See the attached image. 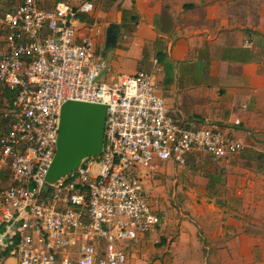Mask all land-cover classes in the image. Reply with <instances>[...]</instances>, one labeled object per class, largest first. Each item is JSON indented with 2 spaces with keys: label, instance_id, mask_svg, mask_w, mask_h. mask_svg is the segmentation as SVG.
<instances>
[{
  "label": "built area",
  "instance_id": "2783aa9c",
  "mask_svg": "<svg viewBox=\"0 0 264 264\" xmlns=\"http://www.w3.org/2000/svg\"><path fill=\"white\" fill-rule=\"evenodd\" d=\"M43 2L19 0L0 17V82L19 91L0 136V264H127L132 243L162 220L142 168L184 166L194 153L225 160L247 146L226 127L176 119L156 88L164 71L157 58L153 71L105 79L111 62L97 53V25L84 18L94 0ZM69 100L108 106L104 150L44 194Z\"/></svg>",
  "mask_w": 264,
  "mask_h": 264
},
{
  "label": "crops",
  "instance_id": "0c3cea01",
  "mask_svg": "<svg viewBox=\"0 0 264 264\" xmlns=\"http://www.w3.org/2000/svg\"><path fill=\"white\" fill-rule=\"evenodd\" d=\"M54 4L55 0L43 2L46 8ZM97 4L84 18L97 25V53L111 62L112 71L103 74L105 79L144 70L145 61L164 51L175 70L169 82L165 69L157 74L156 88L171 114L192 125L226 127L247 146L213 168L212 189L205 176L210 196L211 191H226L227 199L217 196L202 204L187 200L184 207L196 218L163 216L159 229L132 243L128 262L136 245L158 243L161 238L163 244L167 239L164 251L171 253L170 264H264V0H98ZM3 6L0 15L11 9ZM123 10L129 12L124 16ZM246 38L253 40L252 48L245 47ZM162 163L141 171L149 197L166 209L170 194L162 178L169 175Z\"/></svg>",
  "mask_w": 264,
  "mask_h": 264
},
{
  "label": "rangeland",
  "instance_id": "374dc122",
  "mask_svg": "<svg viewBox=\"0 0 264 264\" xmlns=\"http://www.w3.org/2000/svg\"><path fill=\"white\" fill-rule=\"evenodd\" d=\"M96 2V8L98 6L97 2L98 0H94ZM17 3V0H7L5 2H2L0 0V8L1 5H4L2 8H13ZM3 13L0 15L2 16ZM141 69H147L148 71L154 70V64L153 61L147 60L143 63L141 66ZM9 107L7 105L0 104V111L1 112H9ZM13 111V109H12ZM1 115V114H0ZM2 117H0L1 121ZM201 159H204L203 161L206 162L205 165H202L203 163H196V160H192L190 164L187 163L182 166L179 164H173L171 162H163L161 164V167L164 168V170L167 172L169 176H164L162 178L163 183H165L167 190L170 194L169 199V206L164 209V205L156 201L154 198L149 197V202L155 209H164L163 211H160L162 213V217L169 214L171 217L179 219V218H185L186 216H189L192 219L196 218V215L192 213V211H189L185 209L184 204L187 200H191L194 203L202 204L207 198H211L212 200L214 198L223 197L227 199L228 194L226 191H217L216 197L210 196V192L206 191L205 183L207 182V179H205V172H212L213 168H219L221 167L222 163L220 161L211 159L210 156H202ZM205 171V172H204ZM204 172V173H203ZM145 187L148 188L145 182ZM150 187V186H149ZM176 192V195L173 197V192ZM148 193H150L149 190H147ZM213 192V191H211ZM210 202V201H209ZM171 212V213H170ZM173 212V213H172ZM160 227H157L156 229H159ZM201 231V229L199 230ZM202 233V232H201ZM162 239H158V243H150L146 244L145 246L136 245V254L132 256L131 261L127 264H170L171 253L165 252L164 248L166 247L167 239L165 240V244L161 241Z\"/></svg>",
  "mask_w": 264,
  "mask_h": 264
},
{
  "label": "water",
  "instance_id": "95a60500",
  "mask_svg": "<svg viewBox=\"0 0 264 264\" xmlns=\"http://www.w3.org/2000/svg\"><path fill=\"white\" fill-rule=\"evenodd\" d=\"M107 116L108 106L103 103L69 100L63 104L57 152L46 177L44 194L49 183L73 172L84 158L102 154Z\"/></svg>",
  "mask_w": 264,
  "mask_h": 264
},
{
  "label": "trees",
  "instance_id": "16d2710c",
  "mask_svg": "<svg viewBox=\"0 0 264 264\" xmlns=\"http://www.w3.org/2000/svg\"><path fill=\"white\" fill-rule=\"evenodd\" d=\"M59 1H67V0H55V4ZM194 4H186V7L190 8L193 7ZM14 8V7H13ZM10 9L9 11L13 10ZM128 10H123L124 16L128 13ZM134 18H136V16H134ZM145 56H147V51L145 52ZM156 58L158 59L159 63L164 66L165 69V75H166V81L169 82L171 80V78H173V74H174V70H175V64L173 63V61L169 58L168 54L164 51H159L156 54ZM147 70V69H144ZM19 91L16 89H9L6 86H4L2 84V88L0 90V104L2 105H7L9 107V112H1L0 111V117H2L1 121H0V136L4 133H6L12 123H13V113H12V109H14V104L15 101L17 99ZM184 125H186L187 127H190L191 123H187V122H183ZM202 155L199 153H194L191 154L188 159H187V164L189 165L190 162L192 160H196V163H200L202 162V165H205L206 162H204V159H201ZM205 172V171H204ZM212 172H205V176L209 177V185H210V189L211 186H213L216 182L213 179V176L211 175ZM214 193L213 196L217 195V192H212ZM161 218H162V213L160 212ZM162 223V220H161ZM161 223L158 225V227H160ZM13 247V244H9L7 247V250L3 251L2 255H5L6 257L9 256L10 250Z\"/></svg>",
  "mask_w": 264,
  "mask_h": 264
}]
</instances>
